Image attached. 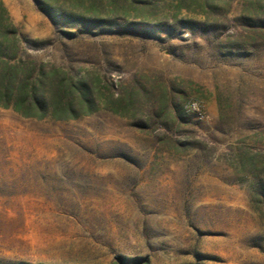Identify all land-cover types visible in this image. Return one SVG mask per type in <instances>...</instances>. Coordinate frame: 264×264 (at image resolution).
Wrapping results in <instances>:
<instances>
[{"label":"rangeland","instance_id":"1","mask_svg":"<svg viewBox=\"0 0 264 264\" xmlns=\"http://www.w3.org/2000/svg\"><path fill=\"white\" fill-rule=\"evenodd\" d=\"M2 1L99 105L0 106V264H264V0Z\"/></svg>","mask_w":264,"mask_h":264},{"label":"trees","instance_id":"2","mask_svg":"<svg viewBox=\"0 0 264 264\" xmlns=\"http://www.w3.org/2000/svg\"><path fill=\"white\" fill-rule=\"evenodd\" d=\"M18 27L0 0V106L14 108L28 118L55 120L78 119L98 109L97 83L87 76L74 77L60 68L46 70L44 65L22 56ZM185 111L174 115L184 119ZM263 163L262 165H259ZM243 166L258 178L253 201L264 213V157L260 153L247 155Z\"/></svg>","mask_w":264,"mask_h":264},{"label":"built area","instance_id":"3","mask_svg":"<svg viewBox=\"0 0 264 264\" xmlns=\"http://www.w3.org/2000/svg\"><path fill=\"white\" fill-rule=\"evenodd\" d=\"M189 111L197 113L201 118L206 116L205 111L201 108L198 102H191L188 106Z\"/></svg>","mask_w":264,"mask_h":264}]
</instances>
